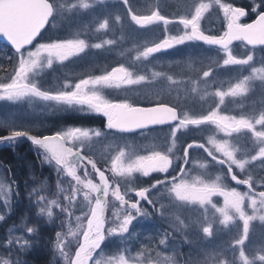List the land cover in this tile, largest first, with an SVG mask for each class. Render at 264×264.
<instances>
[{"label":"rangeland","instance_id":"374dc122","mask_svg":"<svg viewBox=\"0 0 264 264\" xmlns=\"http://www.w3.org/2000/svg\"><path fill=\"white\" fill-rule=\"evenodd\" d=\"M88 2L93 3L94 6L84 11L79 7L71 9V4L79 3V0H52L56 11L50 23L51 29L45 32V37L65 31L64 33L67 35H61L58 38L63 40L71 39L79 34L80 38L86 40L89 47L81 55L66 62L56 61L51 66H48L46 59L41 58L37 69L30 73L28 82L37 85L42 90L56 94L65 91V84L74 86L75 83L90 77L99 79L81 88L71 105L57 103L54 100L45 101L33 95L18 99H0V117L22 118L25 126L29 125L26 124L28 120L45 119L60 113L100 117L103 121V128L72 127V129L88 130V135L77 134L70 138L64 137L63 140L64 144L72 150L75 149L83 155L88 154L90 159L94 162L98 161L104 167L102 172L108 181L107 185H109L107 203L109 226L116 224L113 214L120 209V207L117 209L112 205L116 200L113 193L117 191V186L119 193L127 195L128 200L131 201L135 199L134 190L144 188L142 187L143 182H150L151 179H154L153 184H159V188L153 190L151 194L154 203L159 202L163 205L164 214L160 215L158 209L152 210L150 205L142 202V207L152 210L151 215L147 218L135 219L127 233L107 237L96 254L97 259L102 256L101 264H116L119 255L135 257L145 248L149 249L150 256L145 252L139 261L133 260L132 264H244L240 250L233 246L234 242L241 237L243 223L235 216L231 222L223 223V216L217 211V208L225 206V196L221 193H244L249 189L247 186L233 181L228 175L225 165L211 160L210 157L206 159V153L202 150L193 149L191 161L186 166L185 162L188 161V157L185 155L184 147L189 142L206 144L209 139L227 140L240 160L250 157L257 150L260 145L247 131L224 136L210 123L194 126L188 121L206 117L219 103L215 92L218 90L227 91L231 85L248 75L252 77L248 84V91L242 96L225 97V102L220 106L219 111L225 115L249 118L257 117L261 112H264V72H251L252 68H264V52L259 49H247L241 41L235 42L230 45L228 55L237 58L253 55L254 61L251 65L244 67L224 66L225 49H216L192 41L177 45L167 53L170 57H175L177 61L174 63L176 64L162 59L160 55L144 58L143 51L161 41L165 35L163 22L141 28L129 20L127 9L121 0H103V2L88 0ZM173 2L178 5L176 9L181 11V16L174 17V20L169 19L173 21L167 25V34L169 35L180 36L182 34V25L178 23L181 17L191 18L190 34L192 29H198L202 34H205L202 30L203 27H206L205 30H210V26L214 22H223L226 30L217 39L228 35L231 22L237 27L244 26L241 21L236 19L240 16L235 11L238 8L229 3L227 5L222 0H173ZM129 5L141 15L159 11L164 16L167 12L157 9L155 2L148 5L146 9L134 5L131 0H129ZM252 14L256 19L257 14L253 11ZM117 15L122 17L121 22L114 19ZM105 18L109 20V29L96 31L98 23ZM245 18L244 16L242 20ZM94 23L96 25L92 27ZM104 41L112 43L104 44ZM38 42L45 43L44 41ZM95 43H101L103 46L96 49L92 47ZM30 49L35 51L33 46ZM27 50H25L24 56H27ZM179 52L184 53L182 58L181 54H177ZM111 54L116 58L112 66H109L110 68L101 64L100 71L83 75L84 77L76 78L74 76L79 74L72 73L68 77H60L62 84L59 87L51 88L48 83L46 84L47 73L54 67L58 68L59 65L69 64V62L76 63L79 60H97L98 57ZM15 60L14 69L10 75H5L4 78L0 77V84L7 83L16 73L18 54H16ZM0 61L4 62L3 58H0ZM116 68H122L126 74V78L121 82L115 81L111 77L113 69ZM204 70L212 72L208 80H204L202 77ZM105 76L109 77L107 82L104 80ZM67 91L71 92L72 88H68ZM89 98L93 103H98L102 108L109 110L108 114L115 107L132 109L135 107L156 108L157 106L168 108L170 106V109L178 111L181 119L187 117L188 120L183 125L177 124L180 131L174 139L172 124L137 132L112 131L108 127L110 122L108 117L95 113L88 103L79 102ZM178 100L181 104H177V108L173 107ZM66 129L69 128H61L56 136ZM96 132H99L100 135H96ZM8 141L0 140V146L3 145V142ZM211 151L213 155H218L215 149H211ZM68 160L69 169L74 170L79 179L66 173L65 175L72 181L73 189L76 194H79L82 201L75 197L72 204H77L79 201L78 205H80L79 207L72 206L78 214L73 218V222H70L69 217H66L68 219L66 226L61 231L57 227L53 239L55 241L54 248L57 249L56 233L60 232L64 235L67 240L65 251L69 257H72L78 241L82 239L79 235L80 227L77 217L88 211L89 201L99 194L102 185L90 169L81 168L83 165H80L81 163L75 157H69ZM160 160L169 161L170 166L167 174L156 171L149 176H144L139 171H134L129 175L125 170L128 166L150 168L148 167L150 163L160 162ZM261 164H264V161L248 164L243 175H251L257 181L264 179V167H261ZM237 175L241 174L238 172ZM89 182H94L97 186L95 192L84 187V184ZM182 182L190 187L182 189L177 194L172 190L173 186ZM213 183L221 186L220 192L209 194L205 185ZM0 185L3 186L0 187V208L4 211L2 212L0 209V216L4 217L3 221H0L1 225L11 215L14 195V189L5 178L1 168ZM260 190L259 188L255 189V191ZM85 193L88 198H85ZM110 196L113 199L111 202H109ZM205 196L207 199L201 203L200 201ZM53 200L56 201V198L54 197ZM115 205L120 206L117 201H115ZM54 207L57 205H52V208ZM245 208H247V203H245ZM247 211L249 215L255 214L257 217L264 215V209H261L259 213H253L250 208H247ZM142 225L154 226L158 232H161L156 245L157 249L152 250L146 246V243H140L138 235ZM206 225L212 227L211 237H205L201 231ZM13 231L14 229L10 232ZM72 233H77V235L74 236ZM164 236L168 240L166 246L159 243ZM243 251L248 264H264V261L260 259V257H264V221L259 218L251 222V230L243 246ZM175 252H178V257H175ZM59 257L64 263V258L61 255Z\"/></svg>","mask_w":264,"mask_h":264},{"label":"snow or ice","instance_id":"6c2138e0","mask_svg":"<svg viewBox=\"0 0 264 264\" xmlns=\"http://www.w3.org/2000/svg\"><path fill=\"white\" fill-rule=\"evenodd\" d=\"M103 2V0H100ZM121 3L127 9V15L129 20L138 27H147L149 25L156 24L158 22H163L164 32L163 38L161 41L155 45L149 46L146 48L142 55L144 58H148L150 55L170 49L177 45L185 44L186 42H192L198 40L205 44L218 46L221 43H225L223 40H218L214 37H209L207 34H202L198 29H192L190 34V28H192L191 18L181 17L178 21L179 25H182V34L180 36H173L167 34L168 29L167 25L173 21L167 19L159 11H153L148 15H141L137 13L130 5L129 0H121ZM93 3L88 2V0H79V3H72L71 9H76L79 7L81 10L87 11L89 8L93 7ZM235 7V6H234ZM43 12L39 15L31 28V30L25 36V44L18 49V67L16 73L9 79L7 83L0 84V99H18L27 95H33L45 101L54 100L57 103H66L71 105L73 100L76 98L78 91L89 85L90 82H94L99 78H89L73 85L65 84V91L53 94L51 92L42 90L37 85L31 84L28 82V77L32 71L37 69L40 64L41 58L47 60L48 66H51L56 61L66 62L73 57L81 55L89 47V44L83 38H80L79 34L71 39L55 40L46 43H39L38 37L42 38V33L44 32L50 18L55 14V5L52 4V0H46L42 5ZM252 11L257 13V18L264 17V9H262L261 4H253ZM241 15L236 19L242 21L244 16L248 15L246 9H240ZM117 22L122 21V17L117 15L114 17ZM256 23V22H254ZM55 27V25H53ZM249 28L252 26H248ZM109 29V20L107 18L101 20L98 23L96 31H107ZM233 41L242 40V42L247 43L249 46L255 48L256 46H264V35H257L255 38L250 36H233L231 37ZM35 42V43H34ZM111 41H104V44H111ZM28 46H33L35 51H32ZM103 45L101 43H95L92 47L100 49ZM230 45L225 48V59L223 61L224 66L236 65V66H248L251 65L254 61V56L249 55L246 58H237L228 55L230 50ZM27 50V56H24L25 49ZM122 71L123 69H117ZM251 72H264V68L257 69L252 68ZM212 75V72L209 70H204L202 72V77L204 80H208ZM108 76L104 77L105 82L108 80ZM252 79L250 75L243 77L234 85H231L227 91L218 90L215 92L216 97H218L219 103L216 108L213 109L206 117L200 119L189 120L188 123L194 126H199L202 123H210L212 126L216 127L220 133L224 136H231L233 133H239L241 131H247L260 145L257 150L248 158L240 160L232 146L227 140H217L209 139L207 143H186L184 147L185 155L188 157V161L185 162L187 166L191 161V151L193 149L202 150L206 153V159L209 157L211 160H215L220 164L226 166V171L230 178L235 181L237 184H243L249 189L248 192H224L221 193L225 196V206L223 208H217V211L223 216V223L231 222L235 217L239 218L243 223V229L240 239L234 242L233 246L237 247L240 250L241 258L244 261V264H248L246 255L243 251V246L246 243L250 230L251 222L257 218L261 221H264V215H249L247 208H250L253 213H259L261 209H264V179L259 181L255 180L251 175L244 176L243 173L245 168L250 163H257L259 161H264V112H261L257 117L249 118L245 116L235 117L231 115H225L220 113V106L224 104L225 97H236L238 95L242 96L248 91L249 81ZM72 88V91H67L68 88ZM81 103H88L89 107L94 110L97 114H104L109 118L108 127H119V125L113 124L111 122L110 114L104 112V109L98 103H93L91 98L87 100L79 101ZM170 107V106H169ZM188 120L187 117L181 119L177 110H173L170 117V122L173 126V139L175 135L178 134L180 128L177 127V124L183 125L185 121ZM150 123H156L152 121ZM163 123V121H159ZM140 125H136L139 127ZM130 130V129H124ZM77 134L87 136L88 130L81 129H66L64 132L60 133L59 136H53L52 138L42 137L38 138L31 136L30 134L24 132H13L12 137H21L27 136V138L37 147L41 148L46 154V162L55 163L57 166L58 172H65L70 176H75L79 179L78 174L69 169V160L68 155L71 154V148H65L64 146V137H72ZM96 135H100L99 132H96ZM211 149H215V152L218 155H213ZM171 151V150H169ZM223 157V159H220ZM261 167H264V164H261ZM127 173L131 175L134 171H139L144 176H149L153 172L162 171L165 174L169 171V164L166 162L163 166H156L152 168H138L135 166H128L126 169ZM241 175H237V173ZM219 179V178H217ZM83 183V181H81ZM0 187H3L0 185ZM85 188L90 189V191L95 192L97 186L94 182H89L84 184ZM103 187V186H101ZM190 187L185 183H179L173 186V191L179 194L182 189ZM219 184L205 185V188L208 190L209 194L220 192ZM159 184L151 185V188H143L134 190L133 194L135 199L129 201L127 195L120 194L118 191L113 193V197L120 204V209L116 211L113 215L116 220L114 226H109L107 208L104 202L101 201L100 197L97 195L89 201V208L86 213H83L82 216L77 217L79 221L80 232L79 235L82 237L78 241L76 250L72 257H69L68 253L65 251V244L67 243L66 238L60 232L56 233V248L59 251L60 255L64 258V264H101L102 256L97 259L96 254L100 249L102 242L110 236L113 235H122L129 231L130 225L135 219L144 217L147 218L151 215V211L154 209L159 210V214L163 215V205L159 202L154 203L152 194L153 190L158 189ZM261 189L260 191H255V189ZM30 195L35 197L36 203L40 206V212H47L49 217L53 216L52 205H57L61 207V211H67L61 205L57 204V201L53 200L48 201L47 197L42 195L41 192L30 193ZM79 196L76 194L75 197ZM85 198L87 193H85ZM68 200V197H65ZM207 199V196L204 197L200 202L204 203V200ZM137 200L139 203H137ZM142 202H146L151 206V211L148 208L141 206ZM245 203H247V208H245ZM135 214V215H133ZM4 217L0 216V221H3ZM205 237H211L212 227L211 225H206L201 229ZM34 229L32 227H26L24 233L33 234ZM72 235H77V233H72ZM159 243L166 246L168 243L167 237L164 236L160 239ZM9 246L16 245L18 249H23L29 246L30 241L26 238L25 235L18 236L15 240L8 241ZM145 252L150 256L149 249L145 248L142 252H138L135 257H130L127 255H119L116 260V264H132L133 260L139 261L144 255ZM264 261V257H260ZM4 264H12V261L4 260Z\"/></svg>","mask_w":264,"mask_h":264},{"label":"trees","instance_id":"16d2710c","mask_svg":"<svg viewBox=\"0 0 264 264\" xmlns=\"http://www.w3.org/2000/svg\"><path fill=\"white\" fill-rule=\"evenodd\" d=\"M133 4L139 5L140 8L146 9L152 2L157 3V9H163L167 11L164 16L167 19L174 20V17H180V12L176 9L177 4L173 0H131ZM227 5L239 9H246L248 15L243 19L242 25L249 24L254 20L252 14L253 4H261L264 9V0H222ZM151 2V3H150ZM141 9V10H142ZM257 14V13H255ZM53 20V19H52ZM52 22V21H51ZM50 22V23H51ZM48 24L46 30L42 33V38L38 37V41L50 42L57 40L61 35H67V33L52 34L50 37H45V32L51 29V25ZM95 23L92 27H95ZM203 31L209 37L218 38L219 35L225 32L223 22L216 21L210 26V30ZM65 35V36H66ZM55 36V37H54ZM58 36V37H57ZM57 37V38H56ZM259 51H263L264 49ZM181 58L183 56L182 52ZM16 53L10 49L4 42H0V58H3L4 62L0 61V77L4 78L8 76L16 65L15 60ZM162 59L174 63L177 60L170 57L169 54L160 55ZM115 55H107L96 60H79V62L69 64H62L59 67H54L53 70H49L47 73V79L45 78L46 84L49 87H59L62 84L60 77L69 76L72 74L76 78L84 77L87 74L100 71V65L103 64L106 67L112 66ZM179 59V58H177ZM98 62V63H97ZM168 64V63H166ZM176 64V63H174ZM166 66V65H164ZM110 68V67H109ZM84 75V76H83ZM51 77V78H49ZM177 104H181L178 100ZM24 120L21 119H8L0 117V138L8 137L13 132H24L37 137L56 135L61 128H72V127H86V128H103V121L100 117L95 115H78L72 114H53L49 118L39 120H28L25 126ZM58 135V134H57ZM46 154L42 149L35 145L28 143L24 139L12 140L3 142L0 146V168L3 170L5 178L8 179L12 188L14 189L13 202L11 205V215L8 220H5L0 225V259L12 261V264H64L60 259V253L54 248V234L58 229L61 231L66 226L69 217L70 222H73V218L78 214L74 207H79V201L82 198L77 196L79 201L77 204H72L75 201V190L72 186V181L65 175V172H58L55 163L46 162ZM87 156H89L87 154ZM101 169L104 171V167L98 161ZM88 168L87 165L81 168ZM153 180V181H151ZM150 182H143L142 187L147 188L154 183V179ZM41 192L42 195L46 196L48 201L51 202L53 198H56L57 204L63 206L67 211H61V207H54L53 216L49 217L47 212H40L39 205L36 203L35 197L30 193ZM68 197V200L65 199ZM112 196H110V201ZM114 205L117 209L120 206ZM2 212V208H0ZM26 227H32L34 229L33 234L24 233ZM14 229L11 233L10 231ZM158 230L154 226L142 225L141 232L139 231L140 243H146L147 247L152 250L157 249L156 245L159 240ZM132 234V233H130ZM25 235L30 241L28 247L18 249L14 244L9 246L8 241L15 240L18 236ZM145 238V239H144ZM175 257H178V252L174 253ZM3 260V261H4ZM0 260V264L3 262Z\"/></svg>","mask_w":264,"mask_h":264},{"label":"water","instance_id":"95a60500","mask_svg":"<svg viewBox=\"0 0 264 264\" xmlns=\"http://www.w3.org/2000/svg\"><path fill=\"white\" fill-rule=\"evenodd\" d=\"M46 2V0H0V41L6 43L13 51L18 52V49L25 44V36L33 27L37 17L42 14L43 8L42 5ZM241 15V14H240ZM51 19V18H50ZM256 22V23H254ZM252 26V27H248ZM250 36L255 38L257 35H264V17L256 18L254 21L250 22V24L246 26H235L234 23L229 24V33L223 39L225 43H221L218 46H214L217 48L225 49L228 45L233 44L237 40L233 41L231 37L233 36ZM198 43H203L198 40H194ZM248 48H253L249 46L247 43H244ZM208 45V44H207ZM30 47V46H28ZM255 48H264V46H256ZM173 49H167L163 51L156 52L150 56H155L156 54L165 53L171 51ZM113 69L111 77L115 81L121 82L126 77L124 71H119ZM172 109L169 107H160L156 108H139L135 107L132 109H126L122 107H115L109 114L111 116V122L113 124L119 125V127H112L113 131H120L123 133L137 131L138 129H144L147 127H156L158 125H169L170 117L172 113ZM155 121L156 123H150ZM159 121H163V123H159ZM136 125H140L136 127ZM130 129V130H124ZM33 136V135H31ZM25 139L27 142H31L27 136L21 137H12L8 136L5 138H0V140H17V139ZM49 138V137H47ZM52 138V137H51ZM32 143V142H31ZM66 148V147H65ZM68 157H75L78 161L85 162L88 164L94 171L95 175L98 176L99 180H104L105 189L102 190L103 196L100 198L102 202H104L105 206L107 205V192L108 185H106L105 175L100 171L97 164H94L91 160H89L86 156L82 154L72 151ZM169 163V161L153 162L148 165V167L155 166H163L165 163ZM107 208V207H106Z\"/></svg>","mask_w":264,"mask_h":264},{"label":"flooded vegetation","instance_id":"af4514ba","mask_svg":"<svg viewBox=\"0 0 264 264\" xmlns=\"http://www.w3.org/2000/svg\"><path fill=\"white\" fill-rule=\"evenodd\" d=\"M103 109H104V112H106V113L109 111V110H107V109H105V108H103Z\"/></svg>","mask_w":264,"mask_h":264},{"label":"clouds","instance_id":"9594fccd","mask_svg":"<svg viewBox=\"0 0 264 264\" xmlns=\"http://www.w3.org/2000/svg\"><path fill=\"white\" fill-rule=\"evenodd\" d=\"M2 264H4V261L2 262Z\"/></svg>","mask_w":264,"mask_h":264}]
</instances>
